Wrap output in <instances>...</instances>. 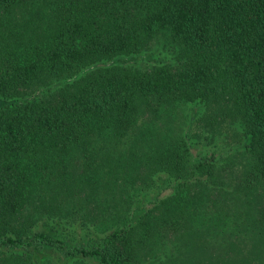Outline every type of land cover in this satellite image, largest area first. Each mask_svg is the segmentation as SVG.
Listing matches in <instances>:
<instances>
[{
  "label": "trees",
  "instance_id": "trees-1",
  "mask_svg": "<svg viewBox=\"0 0 264 264\" xmlns=\"http://www.w3.org/2000/svg\"><path fill=\"white\" fill-rule=\"evenodd\" d=\"M89 259L264 264V0H0V264Z\"/></svg>",
  "mask_w": 264,
  "mask_h": 264
},
{
  "label": "rangeland",
  "instance_id": "rangeland-1",
  "mask_svg": "<svg viewBox=\"0 0 264 264\" xmlns=\"http://www.w3.org/2000/svg\"><path fill=\"white\" fill-rule=\"evenodd\" d=\"M192 147L194 148V151L196 153H199V154L200 153H208L209 154L211 151H213L214 154H218L221 151H223L222 148L220 147V145H218V146H215V145H201L199 143L192 142ZM158 174H159V179H156L155 182H156V185H159V186H156L155 185L156 186L155 188H151L148 191H146L145 192L146 194L144 196V199L152 198L153 195L156 194L160 189H161L162 195L165 194V193H167L169 191V187H166V186H168L169 184H171L174 180L172 178L168 177L167 175L165 176L164 173H158ZM162 186H165L166 188L164 187L162 189ZM143 201H145V200H143ZM60 232H62V231H60ZM68 234H70V236L67 237L66 239L70 243H74V242H77L79 244L85 243L88 240V238L90 237V233L87 231L86 228H83V229H80V230L79 229L78 230L77 229H73ZM149 254L150 253L148 252L147 255H149ZM51 257H52V259H55V260L60 261L59 259L56 258V255L51 256ZM152 260L150 261V264H153V262L155 261L154 260L152 262ZM86 263L87 264H94V261L92 259H89V260H87Z\"/></svg>",
  "mask_w": 264,
  "mask_h": 264
}]
</instances>
